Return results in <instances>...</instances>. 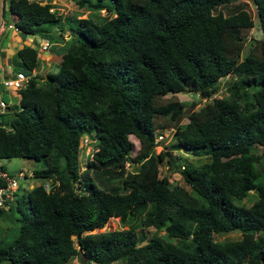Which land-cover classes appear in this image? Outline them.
Returning <instances> with one entry per match:
<instances>
[{"label": "trees", "instance_id": "obj_1", "mask_svg": "<svg viewBox=\"0 0 264 264\" xmlns=\"http://www.w3.org/2000/svg\"><path fill=\"white\" fill-rule=\"evenodd\" d=\"M75 1L106 13L74 17L55 71L33 72L30 43L14 53L27 80L18 107L0 112V158L41 159L32 176L54 184L31 186L25 211L17 198V232L0 237V264H65L74 256L99 264H264V158L251 150L264 148V0H250L261 36L241 59L239 30L253 25L246 1ZM51 8L3 0L2 14L19 33L50 39L45 26L59 20ZM225 75L227 95L191 109L183 124L182 101H156L185 89L208 96ZM157 116L173 124L172 148L208 157L177 165L189 188L158 175L165 151H155ZM83 134L95 143L80 169ZM129 134L138 140L133 156ZM99 174L120 185L98 184ZM250 191L249 205L236 203ZM111 217L126 227L96 230ZM136 223L154 228L141 244ZM232 230L240 237H213Z\"/></svg>", "mask_w": 264, "mask_h": 264}, {"label": "rangeland", "instance_id": "obj_2", "mask_svg": "<svg viewBox=\"0 0 264 264\" xmlns=\"http://www.w3.org/2000/svg\"><path fill=\"white\" fill-rule=\"evenodd\" d=\"M42 1L50 3L52 5L51 9H54L55 13L59 17V20L57 23L47 24L45 26L49 30L50 28L53 29L48 32L52 35L51 40L55 41L56 43L52 44L49 41V45L47 46V49L43 51V54H45L47 50H51L52 49L51 46L53 45H56L58 50L63 48V46L67 45L68 40L73 35L72 32H70L69 28L71 26H74L75 24L74 17H85L86 15L92 16L93 13L96 15H104L106 13L104 9L94 10V11L87 10L85 7L79 6L75 0H42ZM236 1H246L245 8L249 12L253 20L252 26L241 28L239 30V33L242 36V41H241L240 50H239V59H241L243 55L247 52L248 48L253 46V44L258 41V39L261 36V30L258 24L255 7L251 3V1L250 0H234V2ZM58 23L62 24L63 29L58 31L56 34H53V31L58 30V27H57ZM37 36H38L37 39L39 40L40 39L39 36H41V34H37ZM28 42L34 45L35 47L37 46V43H34L35 41H28ZM36 49H37V61L40 65L41 64L43 65V61L40 58L41 49L39 50V48L37 47ZM57 52H58L57 50H53L51 57H54V59L50 58V60L46 63V67L49 71H55L57 69V66H56ZM14 67L16 68V67H21V66L16 64ZM11 68H12L11 66H8V69H11ZM41 68L42 67H40L39 69ZM39 73H40L39 75L42 78L45 77V75L42 74L43 72H39ZM231 78H232L231 75H225V76L220 77L218 81L216 82L215 92L208 96L200 94L197 91L185 89V90L169 92L166 94L158 95L156 98V101L158 103H165L168 101H182L183 102L182 112L178 118V123L183 124L187 121V114L191 109H196L199 106L203 105L205 102H208L212 96L227 95L228 93L227 83ZM0 88H1L0 89L1 95L7 98V95L9 94V89L11 88L5 87L4 85H2V83L0 84ZM6 102H8L9 107L17 108L16 107L18 105L17 102L12 101L11 98L9 99V101L6 100ZM154 122L159 126L155 130V135L157 134L161 135V138L157 140L155 151L156 152H158L159 150L165 151V156L162 159L157 161L158 175H166L170 184H180V185L185 186L186 188H189L185 184L182 176L180 175L177 165L178 164L184 165L186 163L197 164V163L208 160V157H206L205 155L197 156V155L190 154L186 152V150H183L182 148H172L173 138L171 137L172 135L171 129H172L173 124L169 122L167 119H164L158 116L154 118ZM170 131H171V134L169 135V137L163 141L164 137H166ZM129 138L131 139L133 143L132 149L130 150V156H133L138 148V140L132 134H129ZM94 143L95 141L93 139V140H90L88 144L81 146L82 148L79 153L80 169L84 168L85 161L87 160L89 156V152L86 151V148L90 147V145L94 147ZM251 150L264 158V148L255 144L251 147ZM90 151H91V148H90ZM0 164H2L3 168L11 174H16V172L19 169H24L26 172H31L34 169L42 168L44 166V163L41 159L36 160L33 158L19 157V156L10 157V158H0ZM125 168H126V171L128 172L131 171L133 169L132 162L131 161L125 162ZM99 177H100L101 183L98 182V184L102 186L104 185L119 186L120 185V180L118 178L110 177L107 174H99ZM42 180H43L42 178L35 177L32 175H29V176L27 175L24 178L18 179L16 197L18 198L19 206L22 210L24 211L26 210L25 195H26L27 190L31 186L42 182ZM254 198H255V194L252 191H250L247 197H245L244 199L240 201H236V203L247 206L251 203V201ZM6 212H7L6 215L0 216V237L5 238V240H11L12 237L17 232L18 221H16L15 217L19 216V212L14 209V206H12L10 210ZM125 227L126 225L123 224L117 217H111L106 221V223L101 228H98L96 230L99 231V230L108 229V228L114 229V228H125ZM134 228L138 236V241H137L138 244L145 242V240L149 237V235L154 232L153 226H142L140 223H136L134 225ZM158 233H161V231H159ZM213 237L216 240L236 239L240 237V232L238 230H232L229 232H217L213 234ZM65 264H99V263L94 262V261H90V262L83 261L77 256H74ZM108 264H123V259H117Z\"/></svg>", "mask_w": 264, "mask_h": 264}, {"label": "built area", "instance_id": "obj_3", "mask_svg": "<svg viewBox=\"0 0 264 264\" xmlns=\"http://www.w3.org/2000/svg\"><path fill=\"white\" fill-rule=\"evenodd\" d=\"M33 1L44 3V1L42 0H33ZM5 26L17 30V28L11 22H7V23L0 22V31H2ZM48 45H49V42L47 40L37 43V46L40 49H46ZM26 80H27V76L23 73V71L16 70L13 72V74L5 76L3 79H1L0 82L5 87L11 88L13 90H17L18 88L22 87L25 84ZM5 106H7L6 102L0 98V112L3 111V107ZM86 135L90 138H88ZM159 138H161V135L157 134L155 136V140L157 141ZM90 140H93V139L88 134H83L81 136L80 151L82 148L81 146L88 144ZM90 148H91V151H90ZM93 150H94V147H92L91 145L90 147L86 148V151L89 152V156L87 159L91 158ZM27 175L28 176L32 175V171L26 172L24 169H19L16 172V174H11L8 171H6L3 168V166L0 164V210H8L9 207L16 204L17 202L16 190L18 187V179L24 178ZM40 183L46 190H49L50 188H52L54 184L50 178H45Z\"/></svg>", "mask_w": 264, "mask_h": 264}, {"label": "crops", "instance_id": "obj_4", "mask_svg": "<svg viewBox=\"0 0 264 264\" xmlns=\"http://www.w3.org/2000/svg\"><path fill=\"white\" fill-rule=\"evenodd\" d=\"M2 8H3V0H0V22H5V23L11 22L9 20L10 19L9 14H6V15L2 14ZM50 30H53V29L50 28ZM58 31H60V30L58 29L57 31H53V34H56ZM20 36H22V37H20ZM37 37H38L37 34H30V35L26 34L23 36L17 30L10 28V27H6V26L4 27V29L2 31H0V81L5 76L13 74L14 71L21 70V67L15 68L13 66V63H14V53L22 44L29 43L28 41H35L34 43H38V42H42L44 40H47L48 42L50 41L52 44L56 43L55 41L51 40V38H50V40L47 39L43 34H41V36H39L40 37L39 40L37 39ZM36 47L39 48L38 46H36ZM51 47H52V49L47 50L45 54H43V51L46 50L47 48L41 49V50L39 48V50L41 51L40 52L41 53L40 58L43 61V65L42 64L40 65L37 61L36 65L33 69V72H36L38 74H40L39 72H43L42 73L43 75H45L46 72H49V70L46 67V63L50 60V58L54 59V57H51L53 50L58 51L57 57H58L59 53L61 52V50L57 49L56 45H53ZM8 66H11L12 68L8 69ZM40 67H42V68L39 69ZM0 84H1V82H0ZM0 98L3 99L5 102H6V100L9 101L10 98L12 101L17 102L18 101L17 90L9 89V94L7 95V98L5 96L1 95V90H0ZM6 104H7V106H9L8 102H6ZM16 107H18V105ZM12 109H14V108H12Z\"/></svg>", "mask_w": 264, "mask_h": 264}, {"label": "water", "instance_id": "obj_5", "mask_svg": "<svg viewBox=\"0 0 264 264\" xmlns=\"http://www.w3.org/2000/svg\"><path fill=\"white\" fill-rule=\"evenodd\" d=\"M23 36L24 35H26L25 33H21ZM201 94V93H200ZM12 110V108L11 107H9V106H5V107H3V111H11ZM172 130V129H171ZM171 134V131L168 133V135L166 136V137H164V139H163V141L164 140H166L168 137H169V135Z\"/></svg>", "mask_w": 264, "mask_h": 264}]
</instances>
